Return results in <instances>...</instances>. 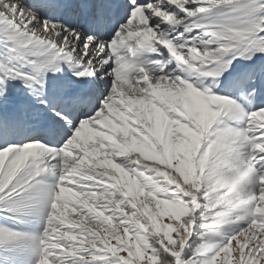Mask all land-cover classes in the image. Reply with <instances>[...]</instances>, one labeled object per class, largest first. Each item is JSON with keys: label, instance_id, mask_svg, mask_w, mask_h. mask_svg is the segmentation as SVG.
Wrapping results in <instances>:
<instances>
[{"label": "snow or ice", "instance_id": "snow-or-ice-1", "mask_svg": "<svg viewBox=\"0 0 264 264\" xmlns=\"http://www.w3.org/2000/svg\"><path fill=\"white\" fill-rule=\"evenodd\" d=\"M72 10L87 11L79 5ZM137 19V31L128 36L137 37L138 47L129 46L122 56L117 42ZM91 20L102 32L108 22L105 9H93ZM0 28L38 54L32 61L38 69L75 60L78 70L73 75L80 78L114 61L109 93L94 113L79 120L62 147L29 141L0 148V205L18 208L33 199L50 205L39 237L38 264H140L144 257V264H214L221 254L227 259L233 240L238 241L240 264H264V107L245 111L235 99L213 94L211 86H196L175 69L165 73L169 60L142 59L145 52H159L157 45H163L185 72L218 77L236 56L252 59L264 54V0H211L207 8L201 0H129L128 19L110 40L60 20L41 19L20 0H0ZM198 49L203 53L200 64L206 60L207 67L185 59ZM229 53L233 55L226 56ZM126 57L131 61L127 66ZM152 66L162 74L150 75ZM6 74L37 79L11 68ZM162 82H168L165 93L157 91ZM6 92L0 91V96ZM255 94L253 87L244 99L251 102ZM5 102L8 112L14 111L9 97ZM181 117H186L184 123ZM235 118L245 119L246 125L232 129L222 123ZM105 120V132L82 138L86 126ZM189 126L191 132L186 131ZM57 158L60 174L53 196L39 187L37 177ZM69 178L74 182L71 188L64 186ZM78 185L89 190L77 191ZM201 199L202 216L215 225L235 223L237 228L211 252L205 244L184 259ZM70 204L78 218L71 220L75 227L62 231ZM162 216L169 221L164 223ZM129 233L131 242L126 239ZM20 235L0 227V240ZM111 239L127 255H118Z\"/></svg>", "mask_w": 264, "mask_h": 264}, {"label": "rangeland", "instance_id": "rangeland-1", "mask_svg": "<svg viewBox=\"0 0 264 264\" xmlns=\"http://www.w3.org/2000/svg\"><path fill=\"white\" fill-rule=\"evenodd\" d=\"M20 3L22 6L26 7L27 9L31 10L32 12L38 14V12L36 10H33L36 8V6L33 7H28L25 5V3L23 2V0H20ZM94 3V2H93ZM92 3V4H93ZM49 7V6H48ZM48 7H45L41 10H44V12L47 14V12H50V9ZM40 17V15H38ZM43 19V17L41 18ZM128 18H126L125 20H127ZM8 49H16V50H20L21 53L24 55V57L32 63L33 60H37L38 59V54L33 52L30 48L28 47H23L21 46L14 38H12L4 29L0 28V77L2 76V73L5 74L6 76H4L3 78V82L0 83V91H3L4 89H7V95H9V98L11 100V96L12 94H17L15 96V99L18 101L19 98H22L21 94H26L27 90L24 89V87L22 86L24 84V81H22L23 78H20V81L18 82V84L14 83L13 79L14 77L7 75L6 74V70L11 68V69H15V67L12 66V64H14L11 60L10 57L8 56ZM34 55L36 58L30 60L29 56ZM195 55L197 57V59L200 61L203 57V53L201 50H198L197 53L192 54ZM22 60H24L23 58H21ZM204 62H207L206 60ZM109 69V71H108ZM107 69V67H105V70H100L101 71V77L104 78L105 77V82H109V84H105L107 86H109V89L112 87V83H113V75L111 74V69L112 67H109ZM17 70V69H15ZM26 71H28V69H25ZM23 72V71H22ZM182 77L188 78L191 82V78L190 76L187 75H181ZM111 79H108L110 78ZM104 82V83H105ZM168 82H162V86L161 88H165V84ZM197 86V83H194ZM161 89H158L157 91H160ZM252 89H246L241 91V95L243 96V98L251 91ZM56 90H52L51 92H54ZM167 91V89H166ZM18 92V93H16ZM21 93V94H19ZM257 95L255 94L252 98H251V102H260L259 99L262 96L261 99V104L260 106L264 107V93L263 95H259V93L256 91ZM256 96V98H255ZM106 97V96H105ZM104 97V98H105ZM49 100L50 97L48 96ZM0 99L3 101L2 105L0 106V112L3 114V116L5 117V115H8V107L9 104L7 102H5V96H0ZM245 100V103L247 104V106L244 108L242 107L245 111H250L252 110L250 107V103L249 100ZM14 102V101H13ZM37 103L39 105H46L47 102L45 101V99H39L37 101ZM12 107V104H11ZM57 107V106H56ZM20 112H25V107L23 104H21L20 108H19ZM114 112H115V108H114ZM4 117H2V115L0 116V148H2L5 145H19V144H23V143H19V142H15L12 137L14 135V129L18 127L17 123L12 122L13 119H4ZM24 120H26V117L23 115ZM110 119V117H109ZM181 123H184L186 120V117H181ZM9 120V121H8ZM235 121L240 122L242 125L241 127H244L246 125V120L243 118H235ZM68 122H72V121H68ZM108 121L106 120L105 123H103L104 126L101 125H92L93 127H95L98 130H93V127L91 126L92 130H88L87 126L85 128V130L82 132V138L84 139H88L89 137H96L98 136L100 133H103L106 131L105 128V124ZM227 122H229L228 120H223L222 123L223 125L226 126ZM79 123V122H78ZM78 123H76V126H78ZM75 126V127H76ZM228 127V126H227ZM94 128V129H95ZM101 128V129H100ZM73 132H70L69 135L64 136L62 134H60L63 139L64 142H62V144H60V140L59 138L57 139V143H59L57 145H51L48 144L50 146H53V148H60L62 147V145L67 141L68 138H70V136L72 134H74V129H72ZM186 131L191 132L192 128L191 126H189L188 129H186ZM10 132V134H9ZM17 133V132H16ZM63 133V132H62ZM47 146V145H45ZM47 146V147H50ZM204 147V143L203 141L200 142V148L203 149ZM34 151V150H33ZM258 151V150H257ZM197 156L201 155V152L198 150L196 153ZM59 158H57L56 160H53L52 165L49 166L46 170V172H42V176H38L37 180H38V184L39 187H41L42 189H45L49 192L52 193V195H55L54 189L55 186L58 183L59 180V174H60V169L58 167H56V162ZM116 161H118L120 158H115ZM5 163L7 164L8 161L6 159ZM149 163H152V161H149ZM163 167V165H162ZM73 180L71 178L67 179L65 182V187L71 188L73 186ZM80 187H84L85 190H89L88 187L86 185H78L76 190L78 191ZM95 190V189H93ZM66 195H70V194H66ZM164 198V197H161ZM201 203V207L198 208L196 210V212L194 213L195 219L193 221V223L191 224V235L189 236L188 240L186 241V244L184 246V250L188 247L189 244L192 245V250L191 253H189L187 255V257H192L195 254H197V251L205 244L210 245L209 248V252H211V250L213 248L216 247V245L223 241L226 240L227 237H229L230 235L234 234L235 229L237 228V225L235 223L233 224H226V225H215L212 223V220L210 217H205L202 216L201 213L204 211V201L203 199H201L200 201ZM220 205H218L217 207H219ZM72 205H69V211H68V217L69 220L65 222V224L63 225V228L61 229L62 231L68 230L69 228H73L75 227L74 224L71 223L72 219H77V215L75 211H71ZM48 211H50V205L45 206L42 202L36 201V200H32L30 203L26 204L23 207H18V208H10L6 205H0V227L12 230V231H16L18 233H20L21 235L15 239V240H0V264H38V260L42 254V245L39 241V237L42 235L44 228L47 225V213ZM106 215H110V212L105 213ZM117 215H120V213H117ZM160 219L164 222L167 223L170 219V217L168 216H162L160 217ZM187 219V218H185ZM183 217L181 218L182 222ZM113 223L115 224L116 221H113ZM242 224V222H241ZM149 231H151L149 229ZM121 232H123V229L121 228ZM250 234V233H249ZM173 237H175V233H172ZM60 238V237H57ZM66 239V238H65ZM126 239H128L130 242L133 239V235L132 233H129L128 237H126ZM239 239V238H238ZM72 243H77V241H71ZM110 244L113 246H117V253L118 255L124 256L127 255V252L119 247L118 242L115 239H111L110 240ZM159 246V245H157ZM102 249V245H98L96 251L98 253L101 252ZM245 253L247 254L248 248L247 246H245L244 249ZM201 255H207L208 253H200ZM111 254L109 253L108 256H110ZM182 256H184V252L182 254ZM97 258H108L107 256H98ZM187 259V258H186ZM245 260H248L247 255H245L244 257ZM146 261V257H144L141 261L140 264H144V262ZM240 264L241 261V257L239 255V247H238V241L237 240H233L230 247H229V252H228V256L227 259L224 258V254H221L220 257L217 258V260L214 262V264Z\"/></svg>", "mask_w": 264, "mask_h": 264}, {"label": "bare ground", "instance_id": "bare-ground-1", "mask_svg": "<svg viewBox=\"0 0 264 264\" xmlns=\"http://www.w3.org/2000/svg\"><path fill=\"white\" fill-rule=\"evenodd\" d=\"M40 3H43V4L49 3L50 4L49 6H51L52 11H53V12L51 11L50 14L56 15L60 20H62V21L65 22L66 21V18L73 17V15H74V11L72 10L73 7L78 6V5L79 6H84L87 9V11L85 12V15L87 16L92 11V8H93L94 5L99 6V7L101 6L102 0H40ZM106 4H108V3L106 2ZM115 4H117V2ZM107 6L109 7L110 4H108ZM122 8H125L126 9V4H125L124 1L122 3ZM119 14H121V13H119ZM125 14L127 15L128 12L126 11ZM120 19L118 21H121ZM116 23H117V21H114V23H112V25L114 24L113 26H115ZM106 25L107 26L108 25L111 26V23L110 22H107ZM76 27L81 28L82 27L81 26V23L79 25H77ZM106 32H108V31H105V29H103V31L101 33L106 34ZM125 61H126V59H125ZM130 62L131 61L129 60V63ZM105 67H107V69L109 67H112L113 68V65L111 63H109V64L105 65ZM108 71H109V69H108ZM47 94L50 97L51 102H53L55 98L60 97L62 95V91H59V92L58 91H54V92H51V94L50 93H47ZM51 97H52V99H51ZM54 104L57 107L59 106V104L57 102L54 103ZM84 116H86V115H84ZM78 120H79V117L77 118V120H76V122L74 124H73V122L61 124L60 131L63 132V134H69L70 132H73L72 129L75 128L74 125H76V123H77ZM93 125H97V124L94 123ZM98 125H101V124H98ZM49 134L50 133L47 132L46 133V137H48ZM57 139H58V137L49 140L48 141V144H51V145H54L55 144V145L59 146L58 145L59 143H57Z\"/></svg>", "mask_w": 264, "mask_h": 264}, {"label": "trees", "instance_id": "trees-1", "mask_svg": "<svg viewBox=\"0 0 264 264\" xmlns=\"http://www.w3.org/2000/svg\"><path fill=\"white\" fill-rule=\"evenodd\" d=\"M219 207H221V206H219ZM219 207H218V208H219ZM157 247L159 248L160 251H163V249L160 248V246H157ZM191 250H192V245L189 244L188 247L184 250V256H183L184 259L189 258V257H187V255H188L189 253H191Z\"/></svg>", "mask_w": 264, "mask_h": 264}, {"label": "clouds", "instance_id": "clouds-1", "mask_svg": "<svg viewBox=\"0 0 264 264\" xmlns=\"http://www.w3.org/2000/svg\"><path fill=\"white\" fill-rule=\"evenodd\" d=\"M119 167V166H118Z\"/></svg>", "mask_w": 264, "mask_h": 264}]
</instances>
